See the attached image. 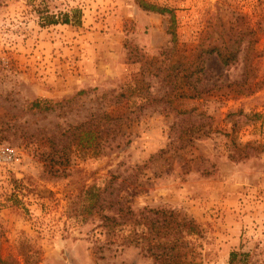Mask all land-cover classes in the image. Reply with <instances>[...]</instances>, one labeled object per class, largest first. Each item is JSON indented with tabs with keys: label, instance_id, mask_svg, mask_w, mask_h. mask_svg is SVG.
<instances>
[{
	"label": "rangeland",
	"instance_id": "1",
	"mask_svg": "<svg viewBox=\"0 0 264 264\" xmlns=\"http://www.w3.org/2000/svg\"><path fill=\"white\" fill-rule=\"evenodd\" d=\"M147 1L173 9L174 42L169 17L134 0H0V147L19 154L0 163L1 260L161 264L146 244L102 246L97 222L76 223L71 197L113 176L134 212L195 222L180 254L264 264V0ZM74 10L79 22L61 24ZM211 48L235 57L203 53L200 98H180L174 75ZM104 112L123 124L94 142L88 124Z\"/></svg>",
	"mask_w": 264,
	"mask_h": 264
},
{
	"label": "trees",
	"instance_id": "2",
	"mask_svg": "<svg viewBox=\"0 0 264 264\" xmlns=\"http://www.w3.org/2000/svg\"><path fill=\"white\" fill-rule=\"evenodd\" d=\"M134 1L144 12L168 16L167 31L171 36V42L176 40L173 9L147 0ZM76 12L75 10L73 11L75 15L73 17H70L67 13L61 14L60 23L65 25L70 24L72 18H74L75 22H79ZM42 20L45 21L46 25H55L58 22L48 15L43 16ZM200 52L195 54L193 63L174 75L175 79L177 77L181 79V87L178 90L179 97L182 99L195 100L201 96V93L195 86L199 81V73L203 69V53L212 54L216 52L223 65H228L230 60H233L235 57V53L223 56L215 48L201 50ZM114 99V104L118 106L122 99H126V96L123 93H118ZM45 104L47 103L42 104L37 101L33 106L38 109H50L49 105ZM99 122L101 123L97 124ZM84 124L86 123H82L74 129L79 131ZM122 124V117H113L110 113L104 112L99 118H95L90 126L88 124L89 128L86 133L92 136L91 139L94 142L100 139L105 140V142L114 141L120 133ZM96 128L99 135H97V132H94ZM44 169L48 175L56 177H60L64 172L59 168L54 169V166L52 167L50 164H45ZM114 180L115 177L110 176L102 187L94 184L82 186L77 194L71 197L70 207L74 211L76 223L97 222L95 229L99 230V232L96 234L103 238L105 237L102 246L133 245L142 247L146 244L147 252L161 264H199L195 256L186 253L180 254L179 252L186 247V236L198 233L197 225L193 220L187 219L171 210L148 209L145 212H134L127 199L120 196L121 191L125 189L123 186L119 187L117 193L114 194ZM140 227L141 229H139ZM98 240L100 241V239ZM237 257L238 253L231 252L228 264H234ZM24 260V264L36 263L34 256L28 255V253L25 254ZM0 264L10 263L0 259Z\"/></svg>",
	"mask_w": 264,
	"mask_h": 264
},
{
	"label": "built area",
	"instance_id": "3",
	"mask_svg": "<svg viewBox=\"0 0 264 264\" xmlns=\"http://www.w3.org/2000/svg\"><path fill=\"white\" fill-rule=\"evenodd\" d=\"M19 160V154L15 148L9 146L0 147V163L3 165H12Z\"/></svg>",
	"mask_w": 264,
	"mask_h": 264
}]
</instances>
